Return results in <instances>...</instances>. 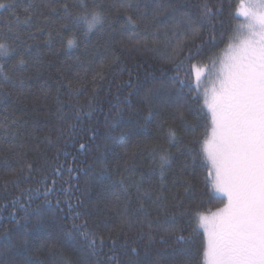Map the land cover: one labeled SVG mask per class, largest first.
<instances>
[{
	"label": "trees",
	"instance_id": "16d2710c",
	"mask_svg": "<svg viewBox=\"0 0 264 264\" xmlns=\"http://www.w3.org/2000/svg\"><path fill=\"white\" fill-rule=\"evenodd\" d=\"M240 1L132 0L149 18L155 6H161L155 27H149L145 32V26L141 24L138 34L141 42L136 43L127 39L121 42L119 23L113 24L115 32L105 23L85 34L83 27L62 19V5L67 3L71 11L79 12V0H0L6 6L0 9V43L6 42L20 53L27 40L29 44L38 45L42 53L39 59L29 57L23 72L13 70L15 54L0 57L3 73L12 77V82L4 89L10 95H0V161L10 158L17 150L26 151L29 160H47L46 167L35 172L31 180L23 182L19 188L9 184L7 190L5 181L12 177L0 163V264H96L98 259L108 264L104 256L90 254L79 234L69 236L68 233L73 224L79 225L85 220L89 229H96L98 221L103 219L113 224L118 222L127 200L119 192L121 178L128 185V196L132 198L128 214L134 222L141 221L133 225L132 235L139 252L134 259L141 264H152L154 260L159 264H206L204 230L198 228L192 214L197 210L205 215L215 212L224 206L222 201L226 202V199L214 192L201 159L188 157L186 146L190 144L199 150L195 141L203 138L204 124L210 125V114L205 121L200 115L203 98L197 101L195 93H190L187 86L181 87L175 82V65L166 58L171 49L165 48L163 38L165 34L171 37L173 33L183 36L188 25L179 21L184 17L199 21L202 6L207 3L215 13L212 23L201 27L194 40L184 41V55L188 49L195 52V45H201L200 54L195 56L192 64L209 65L210 57L221 56L229 43L228 38L235 35V29L242 21L237 14ZM84 2L91 11L93 5L107 9L113 0ZM9 4L15 7L6 10ZM48 5H54L56 12L45 24ZM30 6L34 25L46 28L45 33L38 34V40L28 39L23 25L9 30V25L14 22L13 13L23 20L24 9ZM221 7L222 11L217 12L216 9ZM41 12L44 16H40ZM48 32H51L50 39ZM157 36L160 40L154 42ZM69 40L74 41L71 47ZM171 43L174 45L176 40ZM57 69H60L59 73ZM77 69L81 70L86 91L70 102L87 110L89 99H93L96 110L91 120L85 119L69 134L67 124L59 119L57 96L65 103V111H68L69 97L66 89L57 93L56 80L60 75L65 78L75 76ZM188 70L186 65L185 71ZM21 77L27 85L23 91L19 86ZM181 78H185L183 72ZM185 79L191 82L190 77ZM204 111L207 113L206 107ZM16 118L24 124L18 129L20 135L5 139L3 128L10 126ZM170 127L176 130L178 139H170ZM90 129L95 130L94 140L90 139ZM210 131L209 127V134ZM109 133L117 139H109ZM48 138L53 145L47 143ZM80 143L88 146L87 151H79ZM153 149L157 153L165 150L172 153L171 167L166 166L164 175L169 213L176 202L173 197L182 201V206L175 210L173 227L176 232L166 233L154 227L151 230L153 239L149 242L146 236L139 238L141 232L150 230L143 213L136 211L138 202L133 185L144 174L146 178L151 176V190L159 189V156L155 160L151 158ZM101 153L111 174L110 181H102L92 172L100 167L96 159ZM125 162L129 171H126ZM185 162L188 167L181 171ZM81 169L87 170L88 174ZM113 182H116L114 186ZM188 184L191 189L185 192ZM144 187H149L148 183ZM46 188L52 189L47 197L44 195ZM28 189H32L31 200ZM114 194L120 199L117 200ZM14 200L19 202L13 204ZM77 212L81 214L80 218H76ZM182 212L187 214L180 215ZM151 219L155 223L154 212ZM163 220L164 216H161V222ZM99 231L107 235L104 229ZM177 235H183L185 240L177 241ZM110 248V242L106 241L103 254L111 255ZM117 255L121 264H127L128 256L122 251Z\"/></svg>",
	"mask_w": 264,
	"mask_h": 264
},
{
	"label": "snow or ice",
	"instance_id": "6c2138e0",
	"mask_svg": "<svg viewBox=\"0 0 264 264\" xmlns=\"http://www.w3.org/2000/svg\"><path fill=\"white\" fill-rule=\"evenodd\" d=\"M14 7L15 5L9 4L6 10H11ZM47 7L49 8L48 16L40 13V16H44L45 24L56 12L54 5ZM5 8V4L0 3V9ZM62 8V19L68 20L76 27H83L85 34L97 30L105 23H108L115 32L113 24L119 23L121 42L127 39L136 43L141 42L138 39L140 25L145 26V32L149 27H155L161 11V6L156 5L149 18L132 0H113L107 9L100 5H93L91 11L84 0H79L81 10L75 13L70 10L67 3H64ZM216 11H222V7L217 8ZM24 13L23 20L13 13L14 22L9 25V30L23 25L28 39L38 40V34L45 33V26L34 25V13L31 6L25 8ZM245 15L248 17L247 33L238 32L237 35L230 36L224 59L210 57V67L202 63L192 64L195 56L200 54L201 45H195V52L188 49L187 55H184V41L194 40L199 35L201 27L212 23L215 13L207 3L202 6V15L199 21H195L191 17H184L179 21L181 24L188 25V30L183 36L173 33L171 37L165 34L163 38L165 48L171 49L166 58L175 65V82L181 87L187 86L190 93H195L194 99L197 101L201 97L203 98L204 104L200 106V115L204 117L205 121L209 119L208 113H210V125L204 124L203 138L195 141L199 145V150H195L190 144L186 146L188 157L192 160L201 159L211 178L210 183L214 192L222 194L226 199V202L222 201L224 206L215 212H210V215H205L199 210L192 214L198 222V228L204 230L206 242L203 256L206 264H264V0H258L250 5V11ZM34 26L35 31H32ZM47 35L50 39L51 32H48ZM257 36L260 37L259 40L256 39ZM173 39L176 40L174 45L171 43ZM159 40L158 36L154 37V42H159ZM45 43H48V40ZM73 44V40L68 41L69 47ZM13 54L16 55L13 70L19 72L26 70L29 57L39 59L42 55L38 45L29 44L27 40L24 41V51L20 53H16V49L8 43H0V57ZM218 64L222 65L219 70H217ZM186 65H188V71H185ZM200 69L206 73L204 76L201 75ZM57 72L59 73L60 69H57ZM182 72L185 78H191V82L189 79L181 78ZM82 79L81 70L77 69L75 76L65 78L60 75L56 80L57 93L59 94L61 89H66L69 97L68 111H65V103L61 102L57 96L59 119L67 124L69 134L85 119L91 120L92 114L96 110L93 99H89L87 110L70 102L85 93L86 89ZM95 80L96 76L93 77L94 84ZM209 80L213 83L216 80L219 81V87L212 90L211 99L208 98L207 91ZM10 82H12V77L4 74L2 66H0V95L4 97L10 95L4 90ZM19 86L21 91L27 87L23 77L19 79ZM92 91L95 94V87ZM205 107H207V113L204 111ZM180 118H183L182 113ZM22 127L24 124L19 123V118L12 120L10 126L3 128L5 139L8 136L14 139L20 135L18 129ZM89 131L92 133L90 139L94 140L95 130L90 129ZM63 135L61 130V136ZM168 136L170 139H178V133L171 127L168 129ZM109 139L114 141L117 137H113L109 133ZM47 143L54 144L50 138L47 139ZM87 149L88 146L85 143L79 144V151L85 152ZM37 150H39V145H37ZM157 155L159 156L160 170L159 189L155 192L152 191L151 176L146 178L144 174H141L139 180L133 185L138 202L136 211L143 213L144 220L147 221L150 230L148 233L141 232L139 238L144 239L146 236L149 242L153 239L151 230L154 227L163 229L166 233L176 232L173 227L176 223L177 213L175 210L182 206V201L173 197L176 202L171 205L173 211L169 213L164 175L166 166L171 167L172 153L168 150L157 153L155 149L150 153L153 160ZM96 162L100 167L98 170L93 169V174L102 181H110L111 174L103 158V153L97 157ZM0 163L12 177L11 180L5 181L4 187L7 190L9 184L19 188L23 182L31 180L35 172L46 167L47 160H29L26 151L17 150L11 154L10 158H5ZM125 164L126 171H129L127 162ZM187 167V162H185L181 171ZM56 171L59 173V169ZM71 171L72 169H69V172ZM81 171L88 174L85 169H81ZM131 171H134V168ZM115 183L113 182V186ZM145 183H148L149 187H144ZM118 184L119 192L127 197L125 211L120 214L118 222L113 224L109 223L107 219H103L98 221L96 229H89L88 221L85 220L79 225L73 224L72 231L68 235L79 234L90 250V254L94 257L104 256L108 264H121L117 255L120 251L129 257L127 264H141L140 261L134 259V257H138L139 252L136 238L132 235L134 223L141 221L134 222L128 214L127 208L132 200L131 196H128V185L125 184L123 178ZM190 189L191 185L188 184L185 192ZM50 191H52L51 188H46L45 197ZM27 192L29 200H31L32 189H28ZM116 199L119 200L120 196L116 195ZM18 202V200H14L13 204ZM46 202H48L47 199ZM57 203L59 204V202ZM69 208H72L71 204H69ZM153 212L155 213V223L151 219ZM179 214L186 215L187 212ZM80 215L77 212L76 218H80ZM161 216H164L163 222H161ZM99 229H104L107 235ZM176 239L184 241L185 237L177 235ZM106 241L110 242L111 255L103 254ZM96 264H103V260L98 259ZM152 264H159V261L154 260Z\"/></svg>",
	"mask_w": 264,
	"mask_h": 264
},
{
	"label": "rangeland",
	"instance_id": "374dc122",
	"mask_svg": "<svg viewBox=\"0 0 264 264\" xmlns=\"http://www.w3.org/2000/svg\"><path fill=\"white\" fill-rule=\"evenodd\" d=\"M254 2H258V0H242V1H240V3H239V9L240 10L238 9L239 11L237 14H238V17H240L242 19V21H241L240 25L235 29V32H236L235 35H237L238 32H243L245 34L247 33V31H248V29H247L248 17L245 15V13L250 11V5H252ZM256 39L259 40L260 37L257 36ZM237 42H239V41L237 40ZM225 55H226V52L224 50L219 58L224 59ZM208 66L210 67L211 65L209 64ZM221 67H222V65L218 64L217 70H219ZM200 71H201L202 76H204L206 74L203 69H200ZM218 87H219V81L218 80H216L215 83H213L211 80H209L207 82V91H208V98L209 99H211V94H212L213 88H218ZM206 109H207V107H206ZM207 215H210V214H207Z\"/></svg>",
	"mask_w": 264,
	"mask_h": 264
}]
</instances>
